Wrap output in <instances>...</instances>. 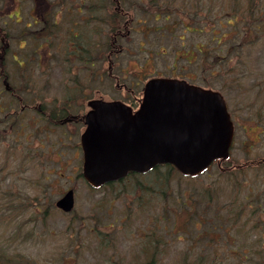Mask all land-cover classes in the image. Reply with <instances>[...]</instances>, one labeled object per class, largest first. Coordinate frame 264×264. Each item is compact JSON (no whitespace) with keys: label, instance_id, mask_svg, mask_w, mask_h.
<instances>
[{"label":"rangeland","instance_id":"1","mask_svg":"<svg viewBox=\"0 0 264 264\" xmlns=\"http://www.w3.org/2000/svg\"><path fill=\"white\" fill-rule=\"evenodd\" d=\"M135 1L136 8L131 4L125 8L130 11L132 15L130 17L134 19L136 32H131L128 37L118 40V43H122L123 47L128 49L129 53H125L124 59L134 61V65L129 70L144 72L142 78L139 77L140 85L157 74H167L168 69L172 67L175 50L188 49L189 59L193 61L192 65L181 60L175 63L177 67L184 66L188 75L194 77L193 81L203 87L221 90L227 97L226 101L231 113L242 114L243 121L257 124L262 122L260 118H264V0ZM249 11H252L251 14ZM256 20L260 23H255ZM257 24L261 27L257 28ZM139 27L143 30L141 33L137 31ZM101 28L103 34L99 33L96 40L98 50L93 48L96 59L90 68L91 77L87 78L88 85L91 86V95L99 90L105 98L117 94L120 96L123 92L116 91L114 80L101 81L98 78L101 73L107 72V61H103L105 58L101 59L98 52L105 45V41L111 42L110 34L106 35V26L101 25ZM186 28L193 30L203 28V31L200 29L202 33L198 35ZM249 33L250 37L247 38ZM85 34L82 33L81 36L83 41ZM216 39L221 42L217 44ZM195 44L205 49L203 58L197 53ZM16 47L17 43L12 44V48ZM63 47L66 48L68 45L63 44ZM47 52L40 51L42 54L39 63L47 59L48 64H56L58 55L49 50L50 58H47ZM102 52L104 56L107 53L106 49H102ZM148 53H153L152 57L155 58L151 69L147 67V63L141 66ZM94 55L91 58L92 62ZM29 57L24 56L26 59L24 61L27 62L25 65H35L38 57L33 56V61ZM202 59L203 70L200 68ZM61 62H65L62 65L67 66V61ZM115 66L114 70H116ZM180 73H184V70L182 69ZM8 74L12 75L14 81V79L19 80L20 75L24 73L13 63L11 68H8ZM33 75L39 77L36 71ZM55 75L56 72L50 70L48 76L43 78L45 79L43 87H46L45 96L64 102L62 99L68 98L71 90L53 83L58 79ZM119 83L122 84V81ZM23 86L24 83L17 84L18 88ZM1 88L0 85V90ZM29 88L37 90V85ZM0 96L1 102H8V95ZM12 101L15 102L13 106L7 103L5 112L8 113L7 120L4 119L3 114L0 118V264H148L140 252V259L130 257L132 253L126 248V244L129 237L139 239L136 234L141 230H144V238L147 240L151 229L156 233L158 242L154 252L155 262L151 264L193 262L182 260L180 251L186 248L187 241L185 235L178 230L180 226L174 221L172 210H167V203L163 200L162 193L177 194L180 189L187 186L197 189L196 181L187 185L184 181H179L178 178L181 177L174 173L172 176L175 179L170 182L158 179L157 185L152 186L153 190H156L155 211L153 213L150 207L154 204L153 199L150 201L145 199V214L140 213L133 202L137 192H142L134 188V179L126 182L125 185L113 186L111 191L106 189L103 190L105 192H89L81 186L82 181L79 179L80 154L74 149L79 135L61 129L54 130L52 126L48 127L50 121L45 122L47 130L43 128V123H29L35 116L32 113H22L18 101L15 99ZM18 116L23 117L17 119ZM18 121L22 122L23 129H18L21 127ZM12 124L13 127L9 126ZM263 129L264 127L261 130ZM3 135L6 137L4 138ZM253 140L260 148L264 145V134L260 131ZM163 171L164 169H161L157 173L163 175ZM155 176L156 173H150L140 180L147 184L150 178ZM151 183L154 184L152 181ZM72 187L76 191L78 214L73 217L57 214L55 201L66 189ZM197 190L200 194L201 190ZM112 191L118 192V198L113 199L109 196L107 192ZM235 197L242 199L239 193ZM99 199H105L101 208L95 207ZM241 202L243 204V200ZM111 204L112 207L109 208ZM176 208L180 210V204H177ZM36 209L40 211L37 215H35ZM43 214L47 218L43 217ZM187 214V212L183 214L184 218ZM262 218L264 219V216ZM182 219L180 217L179 221ZM81 223L84 225L100 223L105 227L114 225L106 236L107 239L110 238L109 248L106 244L102 251L94 250L93 248H96V243L92 242L94 238L84 235L79 240L82 243L80 253H73L65 233L61 230L64 226L72 227ZM237 232L236 230L231 232L233 243H229L228 246L224 233L218 234L220 236L217 242L218 249L219 252L224 253V257L226 248L228 251L239 253L238 250L245 251L244 247L254 240V237L244 238ZM117 235L123 239L122 242L116 239ZM257 237L259 242H264L259 235ZM93 253L104 256L107 261L98 262L99 258ZM112 253L119 257L115 262L108 261L107 257ZM77 254L79 255L76 256ZM225 259H230L232 262L228 263L235 264L233 260L236 259L221 258V261L226 262ZM203 264H207V260ZM238 264L253 263L240 258Z\"/></svg>","mask_w":264,"mask_h":264},{"label":"flooded vegetation","instance_id":"2","mask_svg":"<svg viewBox=\"0 0 264 264\" xmlns=\"http://www.w3.org/2000/svg\"><path fill=\"white\" fill-rule=\"evenodd\" d=\"M143 1L148 2L149 0ZM128 4L133 6L131 0H0V51L7 54L10 52L11 58L19 62L16 65L18 68L25 67L31 70L23 74L25 78L22 80L14 79L12 81L11 74H6L4 79H0L2 89L8 95L7 103L9 106L15 104L12 101V99H15L20 104L22 113H32L35 116L29 123H43V128L47 130L45 122L50 121L48 127L52 126L57 131L61 129L64 132H73L79 137L85 129L93 124V118L87 120V115L91 113L90 101H119L127 106L132 113L137 112L141 105L144 86V84L140 85L139 77L142 78L144 72L129 70L134 65V61L124 59L128 49L123 47L122 43H118V40L121 41L128 37L131 32H136L134 19L130 17L132 16L130 11L125 8ZM111 21H115L117 25L110 29ZM101 25L106 26V35L110 34L111 42L106 41L102 47L107 51L105 56L102 49L98 52L99 57L101 59L104 57L103 61H107L106 74L101 73L98 78L101 81L104 79L114 80L116 91L123 92L120 96L117 94L116 96H110V98H105L99 90L91 95V86L88 85L89 80L87 78L91 77L90 68L93 66L96 56L94 55L93 62L91 60L84 61L87 48L81 41L82 33H89L94 29L97 30V33L103 34ZM256 27L261 26L257 25ZM200 29L203 31V28ZM200 29L187 30L199 35L202 33ZM137 31L141 33L143 30L139 27ZM249 37L250 33L247 35V38ZM216 41L217 44L221 42L219 39H216ZM14 43H17L16 48H12ZM63 44H67L68 47L64 48ZM181 46L183 47V45ZM202 47L195 44L197 53L203 58L205 49ZM49 50L58 55L57 63L54 65L48 64L46 59L40 61L39 64L40 54H42L40 51H48L47 58H50ZM96 50H98V47ZM25 55L30 56L29 59L32 61L33 56L34 58L38 57L37 63L35 65H25L27 62L18 58ZM152 56L153 53L146 54L143 60L144 63L141 66L147 63V67L151 69L155 60ZM189 57L188 49H185V51L175 50L173 64L168 69V73L157 74L153 77H169L203 87L193 81L194 77L188 75L184 66L177 67L175 64L184 60L188 65H192L193 61H190ZM62 60L68 62L67 66L62 65L65 63L61 62ZM114 66L116 70H114ZM37 67L39 77L33 75ZM200 68L203 70V59ZM182 69L184 73H180ZM50 70L55 71L58 76V79L53 83L72 91V96L62 99L64 102L45 96L46 87H43L45 83L43 78L48 76ZM132 73L134 79H132ZM119 81H122V84ZM20 83H24L25 86L18 88L17 84ZM35 85H37V90L29 88V86L34 87ZM1 92L2 90H0ZM219 92L224 100H227L224 93L221 90ZM227 109L233 128L228 156L225 159L214 160L197 175H178V177H181L178 178L179 181H184L187 185L196 181V187L201 190V196L195 187L188 188V186L180 189L177 194L173 192L171 194L170 192L162 193L167 203V210H172L174 221L178 222L180 226L178 230L185 235L187 246L180 251V255L183 261H193H187V264H203L205 260H207V264H230L228 262H232L230 259H225L226 262H222L221 258H234L236 259L233 260L235 264H238L240 258H245L246 261L253 264H264V242H259L257 237L259 235L260 238L264 239V219L262 218L264 216V145L258 148L257 142L253 140L254 136H257L260 131L264 134V129L261 130L264 127V118H260L262 122L259 124L243 121L242 114H233L230 108L227 107ZM0 112H2V108ZM7 116L8 113L4 114V119L8 118ZM13 124L9 126L13 127ZM94 128L97 129L95 125ZM74 149L76 153L80 154V163H82L83 155L79 140L74 144ZM153 170L144 174L129 173L124 178L98 187L89 185L82 175H79V179L82 181L80 182L81 186L85 190L88 189L89 192H102L106 189L111 191L113 186L125 185L126 182L134 179V188L140 189L142 192H137L133 202H135L139 212L144 213V210H146L145 199L148 201L153 199L154 204L150 207L154 213L156 190L154 191L152 186L158 183L156 176L150 178L147 184L140 180L141 177L152 174ZM173 179L175 177L170 176L166 179V182ZM161 180L164 181V178H161ZM151 181L154 182L153 185H151ZM68 190L72 191L73 206L70 211L66 212L55 205ZM107 193L113 199L118 198V192ZM237 193L242 196L241 200L235 197ZM104 200L99 199L95 207L101 208L100 206ZM177 204H180V210L176 208ZM54 207L56 213H60L59 215L76 216L78 209L76 208L75 188L66 189L55 201ZM111 207L112 204L109 208ZM108 209L107 211H114ZM39 212L36 209L35 215ZM185 212L188 214L184 218L183 214ZM44 214L43 217L47 218ZM180 217L183 218L182 221H179ZM113 227L114 225L101 226L100 223L85 225L81 223L72 227L64 226L61 232L65 233L73 253H80L82 243L79 240L84 235L94 238L92 241L96 243L94 250L102 251L106 244L109 248L110 238L107 239L106 236L110 233V228ZM234 230L241 233L244 238L254 237V240L244 247L245 251L235 249L240 251L239 253L232 250L228 251L226 248V256L224 257V253L219 252L220 249H218L219 243L217 242L220 238L218 234H221L220 232L224 233L227 238L226 245L228 246L229 243H233L231 232ZM136 236L139 239L132 237L127 239L126 248L132 253L130 257L140 259V252L148 264L155 262L154 252L157 249L158 242L154 230L151 229L147 240L144 238V230L138 231ZM116 239L119 242L123 241L118 235ZM173 243L174 241H172ZM93 254L99 258L98 262L107 261L104 256L101 257L97 253ZM237 257L239 260H237ZM107 258L109 262H115L119 257L112 253Z\"/></svg>","mask_w":264,"mask_h":264},{"label":"water","instance_id":"3","mask_svg":"<svg viewBox=\"0 0 264 264\" xmlns=\"http://www.w3.org/2000/svg\"><path fill=\"white\" fill-rule=\"evenodd\" d=\"M143 96L134 114L117 101L89 102L87 120L93 118V124L80 138L88 183L97 186L160 164L196 175L213 159L227 157L232 127L219 93L155 78L146 82ZM56 206L70 211L72 191Z\"/></svg>","mask_w":264,"mask_h":264},{"label":"bare ground","instance_id":"4","mask_svg":"<svg viewBox=\"0 0 264 264\" xmlns=\"http://www.w3.org/2000/svg\"><path fill=\"white\" fill-rule=\"evenodd\" d=\"M131 1L133 3V7L136 8L137 7V2L135 0H131ZM133 1H135V2H133ZM98 35H99V33H97V30L94 29L92 32H89V33L85 34V36H84L85 40L84 41L81 39V41L85 44V46L87 48V53L84 56V61H90L91 58L93 57V55H94L93 48H94V50H96L97 45H98L96 43V40H98ZM94 36L96 38H94ZM18 58L22 59V60H25L24 56H19ZM13 63H15V65H17L19 62L16 61V60H13L11 58L10 52L7 54V53H2L0 51V72L2 73V75L0 73V79L1 80L4 79L6 74H8V68H11V64H13ZM21 70H22V72L24 71L23 73H28L29 71H31V70H29V68H25V67H23ZM35 71L38 73V67L34 70V72ZM69 90H71V89H69ZM70 96H72V91H70V93H69V97ZM1 101H2V99L0 98V102ZM1 108H2V112H0V118H1L2 114L4 116L5 112L7 111V103L1 102L0 103V109ZM21 117H23V116H18L17 119L21 118ZM17 119L14 120V124L17 121ZM18 124H19V126H21L18 129H20V128L23 129L24 128V126H23L21 121H18ZM3 137L5 138L6 136L3 135Z\"/></svg>","mask_w":264,"mask_h":264},{"label":"trees","instance_id":"5","mask_svg":"<svg viewBox=\"0 0 264 264\" xmlns=\"http://www.w3.org/2000/svg\"><path fill=\"white\" fill-rule=\"evenodd\" d=\"M251 12L252 11H249V14H251ZM255 23H260V21L259 20H256V21H254ZM257 24V25H258ZM116 25H117V23L115 22V21H111V24H110V29L111 28H113V27H116ZM6 136V135H5ZM161 169H164V174L163 175H159L158 173H159V171L161 170ZM158 172V173H157ZM156 173V180H160L161 178H164V181H166V179L167 178H169L170 176H172V174L174 173V170L172 169V168H170V167H164V168H162V167H157L156 169H154L153 170V172H152V174H155ZM175 174V173H174ZM176 175V174H175ZM163 194H165V193H163ZM163 200H165V198H163Z\"/></svg>","mask_w":264,"mask_h":264}]
</instances>
